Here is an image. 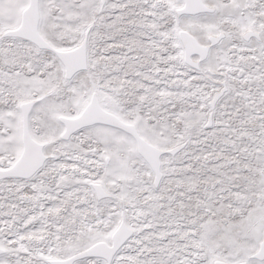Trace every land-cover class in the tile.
I'll use <instances>...</instances> for the list:
<instances>
[{
    "label": "snow or ice",
    "instance_id": "obj_1",
    "mask_svg": "<svg viewBox=\"0 0 264 264\" xmlns=\"http://www.w3.org/2000/svg\"><path fill=\"white\" fill-rule=\"evenodd\" d=\"M0 264H264V0H0Z\"/></svg>",
    "mask_w": 264,
    "mask_h": 264
}]
</instances>
